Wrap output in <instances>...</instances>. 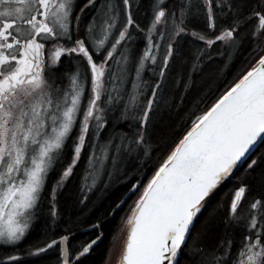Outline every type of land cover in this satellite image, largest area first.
Wrapping results in <instances>:
<instances>
[{"label":"snow or ice","instance_id":"6c2138e0","mask_svg":"<svg viewBox=\"0 0 264 264\" xmlns=\"http://www.w3.org/2000/svg\"><path fill=\"white\" fill-rule=\"evenodd\" d=\"M137 7L136 0H0V264H27L49 250L56 264H87L103 232L82 242L67 226L57 232L58 190L82 155L81 204L98 184L125 185L106 212H123L118 264H181L182 257L264 264V193L249 198L251 186L237 177L243 169L264 189V0H152L143 27ZM214 53L223 58L222 82L199 90L183 128L148 169L150 114L183 104L193 74ZM181 56L190 61L183 92L162 104L165 72ZM62 58L74 62L71 70ZM237 60L231 79L223 78ZM110 115L126 129L117 124L101 138ZM238 178L223 232L190 243L211 236L205 210ZM45 202L46 234L25 247Z\"/></svg>","mask_w":264,"mask_h":264},{"label":"trees","instance_id":"16d2710c","mask_svg":"<svg viewBox=\"0 0 264 264\" xmlns=\"http://www.w3.org/2000/svg\"><path fill=\"white\" fill-rule=\"evenodd\" d=\"M239 61V60H238ZM239 63V62H237ZM190 61L177 58L175 62L171 63L169 70V76L166 78L161 91V103L164 100L168 101V104H175L176 98L183 92V81L177 80L178 71L182 72V76H186L189 73ZM235 66H232L231 70ZM182 68V71L180 70ZM222 68L221 60L205 61L202 66V70L198 74H193L192 79L194 81L192 89L185 95V102L177 105L175 108L162 107L152 117L150 114V126L148 129V139L154 150V154L150 163L147 164V168L151 169L157 163V158L162 156L167 150L168 146L176 138L177 132L183 128V118L185 110L191 106L194 99L200 94V89L207 90L209 83L215 82V86L222 82V77L219 75ZM230 73L232 71L223 73V78L230 79ZM161 117H163V123H161ZM117 120H114L116 122ZM116 123L120 125L122 129H126V124ZM84 170L83 155L81 157V163L74 169L72 177H70L64 184V187L58 190L57 195V208L60 214V220L58 221L57 232H61L65 226L72 229L75 233L74 239L76 242H82L91 238L97 234V232H103V236L97 245H94V251L89 255L87 264H108V260L113 249L114 243L120 232V217L123 212L118 215H106L107 210L112 206L113 202L125 192V185L123 183H112L107 188L96 190L93 194L88 193V200L83 204L79 202L81 197V183ZM51 177L54 179L57 177L56 171H53ZM237 177L243 178L251 187L249 198L252 196H260L264 193V189L260 186L259 179H254L251 176L245 175L243 169L237 173ZM235 179L231 183L227 184L224 188L220 189L216 196L207 206L204 218L210 220L213 224L214 231L211 236L200 235L196 237L192 243L200 242L208 244L213 242L215 235L222 233L224 226L222 223L223 217L227 211V205L229 197L231 195L230 189L240 183V179ZM52 181H55V179ZM47 202L38 214L33 228L26 237V244L33 243L38 239L44 238L46 232V226L49 222ZM100 221V229H92L90 224ZM199 228V225H198ZM50 234V233H48ZM194 236L196 234L194 233ZM3 254V250L0 249V255ZM27 264H56V253L53 250H49L46 255L39 257H26ZM181 264H186V257H184Z\"/></svg>","mask_w":264,"mask_h":264},{"label":"flooded vegetation","instance_id":"af4514ba","mask_svg":"<svg viewBox=\"0 0 264 264\" xmlns=\"http://www.w3.org/2000/svg\"><path fill=\"white\" fill-rule=\"evenodd\" d=\"M77 2L79 3L80 0H77ZM136 2L139 4V7L133 9L134 17L141 24V26L143 27L148 22V15H149V12H150V5H151L152 0H136ZM142 42H143V35L140 34V33H137L135 41H134L135 47H137V48L142 47ZM162 51H163V49L161 48V52ZM213 56H214L213 60L220 61V60L223 59L221 56L215 55V53L213 54ZM159 58L160 57L158 56V61H160ZM177 58H180V59L182 58L183 59V56L177 57ZM237 62H239V61L237 60L234 63L233 66H235V67H234L233 70H231L232 66L228 69V70L232 71V73H234L239 67V63H237ZM171 63L172 62L170 61L169 69L166 70V72H165V77L163 79V82H165L166 78H168V76H169V70H170V67H171ZM73 64H74V62L72 60L66 59V58H62L61 67H62V69L64 71L71 70L73 68ZM180 70L182 71V68ZM228 70L224 71V73L228 72ZM152 72L155 73V71H152ZM152 72H147L145 74V77H147V81H148L149 84H150V81L153 80V78L150 80ZM61 74H63V73H61ZM152 77H155V74L152 75ZM177 77H178L177 80L179 82L182 81V78H183L182 72L178 71ZM129 87H130V85H129ZM85 95H87V92L85 93ZM257 197H259V196H257ZM190 243H192V241H190ZM183 259H184V257L181 258V263H182Z\"/></svg>","mask_w":264,"mask_h":264},{"label":"rangeland","instance_id":"374dc122","mask_svg":"<svg viewBox=\"0 0 264 264\" xmlns=\"http://www.w3.org/2000/svg\"><path fill=\"white\" fill-rule=\"evenodd\" d=\"M159 62L160 61H158V57H157V63L159 64ZM154 74H155V77H152V75H154ZM152 78H153V80L156 79V73L152 72L151 77H150V80ZM145 79L147 80V77H145ZM153 80L150 81V84L152 83ZM163 84H164V82H163ZM161 91H162V89L158 91V95H160V96H161ZM154 107H155V105H154ZM114 120L115 119L110 115L109 116V124L102 131L101 138H103L107 134H111V132L113 131L114 127L117 125V123H116L117 121L114 122ZM119 123H122V122H119ZM134 123L135 122H133V124ZM52 183H55V181H52ZM99 188L101 190H103V189H105L107 187H104L103 185L98 184L97 187L94 188L90 194H93L94 192H96V190H100ZM125 234H126V230H125V232H121V231L119 232V234L117 236V239H116V241L114 243L113 249L111 251V254H110V257H109V260H108V264H118L119 256H120V254L122 252V248H123V244H124Z\"/></svg>","mask_w":264,"mask_h":264}]
</instances>
